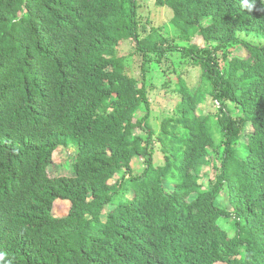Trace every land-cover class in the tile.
Here are the masks:
<instances>
[{"label": "trees", "instance_id": "16d2710c", "mask_svg": "<svg viewBox=\"0 0 264 264\" xmlns=\"http://www.w3.org/2000/svg\"><path fill=\"white\" fill-rule=\"evenodd\" d=\"M154 3L200 67L156 135L163 165L120 47H178L155 28L140 36L138 0H0V264H264V42L239 36L264 40V0ZM234 43L245 54L223 70L215 53ZM69 144L72 173L48 175Z\"/></svg>", "mask_w": 264, "mask_h": 264}, {"label": "rangeland", "instance_id": "374dc122", "mask_svg": "<svg viewBox=\"0 0 264 264\" xmlns=\"http://www.w3.org/2000/svg\"><path fill=\"white\" fill-rule=\"evenodd\" d=\"M137 14L140 23V36L142 38H146L150 29L155 28L160 31L162 37L167 41L164 44L165 48L167 44H174L178 47L172 50L166 49L164 53L149 52L146 58H142L139 53L134 54L137 51L135 50V42L132 40L124 41L120 47L121 53L129 54L124 62L126 73L135 78L138 87L144 86L146 90L149 99L147 122L155 136L153 137V164L163 165L165 163V155L160 150L156 135L163 120L177 115V104L180 100V94L176 90V85L179 78L184 80L189 89H192L199 82L200 67L194 64L193 57L182 54L180 48L189 44L177 38L178 32L170 23L172 11L169 8L157 6L154 0H138ZM239 36L241 39L253 44L264 42L262 38H259L254 33L247 35L240 32ZM203 44L202 41L199 42V45L202 46ZM205 46L207 47L201 54L210 53L214 43L206 44ZM131 53L132 55H130ZM234 54L238 56L244 55L245 49L239 43H234L216 51L215 57L219 67L224 70L229 56ZM216 104V101L209 98L203 102L202 108L215 111L217 108ZM230 106L234 111L233 117L236 118L238 111L233 104H230ZM142 113L145 114L144 112ZM146 133L143 126L133 130L134 135L145 136ZM75 153L76 148L73 144L60 147L54 151L47 168L48 175L71 174ZM131 164L134 174H141L146 166L142 158H134ZM69 206L70 202L68 200L57 199L53 204L52 212L55 216L66 215Z\"/></svg>", "mask_w": 264, "mask_h": 264}]
</instances>
